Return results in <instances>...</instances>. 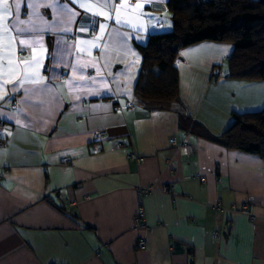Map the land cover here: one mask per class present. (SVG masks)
Here are the masks:
<instances>
[{
	"label": "crops",
	"instance_id": "1",
	"mask_svg": "<svg viewBox=\"0 0 264 264\" xmlns=\"http://www.w3.org/2000/svg\"><path fill=\"white\" fill-rule=\"evenodd\" d=\"M167 1L0 0V264H264V159L202 134L263 108L264 80L225 77L232 44L204 41L178 54L174 103L133 95Z\"/></svg>",
	"mask_w": 264,
	"mask_h": 264
},
{
	"label": "trees",
	"instance_id": "2",
	"mask_svg": "<svg viewBox=\"0 0 264 264\" xmlns=\"http://www.w3.org/2000/svg\"><path fill=\"white\" fill-rule=\"evenodd\" d=\"M169 29L135 44L142 62L133 95L143 103L170 105L178 99L180 50L204 41L228 42L225 77L264 80V0H168ZM202 134L227 147L264 159V107L234 113L219 135Z\"/></svg>",
	"mask_w": 264,
	"mask_h": 264
},
{
	"label": "built area",
	"instance_id": "3",
	"mask_svg": "<svg viewBox=\"0 0 264 264\" xmlns=\"http://www.w3.org/2000/svg\"><path fill=\"white\" fill-rule=\"evenodd\" d=\"M162 23H158L157 27H161ZM18 55H21V52L18 53ZM213 75L216 76L215 72L213 73ZM124 108H133V104L131 101H125L124 104H120L119 102H117L114 105V109L117 111H122ZM106 137V131L105 130H95L92 133V145H93V151H97V145L98 143L104 139ZM169 143L171 145H173L175 148H177L179 151H182L184 153H188L191 148L189 146V143L187 142V139H183L180 142H177L176 138L174 136H171L169 138ZM6 144V138L2 137L0 138V147H4ZM115 148H123L124 144L122 142H116L114 145ZM128 157L132 160H136V161H141L143 158L139 155L136 154L135 150H131L127 153ZM64 161H66L67 159H63ZM7 169L4 167H0V181L4 178V175L7 173ZM200 181H204V177L200 176L199 177ZM138 196L141 197L144 194L150 193L155 191V189L152 186H139L138 187ZM161 192L166 193L171 195V193L169 192V190L166 187H162L160 189ZM172 197H175L174 194H172ZM215 209H222V207L216 203L214 205ZM231 211L233 212H237V213H242L245 214L247 216H249L250 218H254V216L252 215L250 208L247 207L246 205L242 206V207H232ZM134 224L135 227H143L145 226L144 220H143V216H142V207L140 206V208L138 209V212L134 218ZM214 236H218V232L214 231ZM146 245V240L144 237L140 236L136 239V243L135 246L138 249L144 248Z\"/></svg>",
	"mask_w": 264,
	"mask_h": 264
},
{
	"label": "rangeland",
	"instance_id": "4",
	"mask_svg": "<svg viewBox=\"0 0 264 264\" xmlns=\"http://www.w3.org/2000/svg\"><path fill=\"white\" fill-rule=\"evenodd\" d=\"M167 13H166V15H164V19H163V21H164V25H163V27L160 29V30H167V29H169V20H168V18H167ZM230 44V43H229ZM225 52V50H222V53H224ZM222 57V60L220 61L221 63H222V68H224V70H227V64H226V55L224 54H222L221 55ZM226 72V71H225Z\"/></svg>",
	"mask_w": 264,
	"mask_h": 264
},
{
	"label": "water",
	"instance_id": "5",
	"mask_svg": "<svg viewBox=\"0 0 264 264\" xmlns=\"http://www.w3.org/2000/svg\"><path fill=\"white\" fill-rule=\"evenodd\" d=\"M227 228H228V227L225 228V231H227Z\"/></svg>",
	"mask_w": 264,
	"mask_h": 264
}]
</instances>
